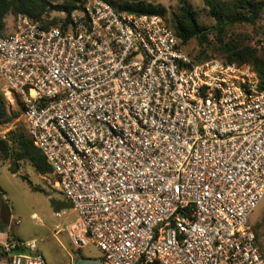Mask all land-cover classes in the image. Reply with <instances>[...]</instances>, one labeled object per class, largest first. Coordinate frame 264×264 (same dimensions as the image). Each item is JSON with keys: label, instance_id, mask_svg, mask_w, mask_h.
<instances>
[{"label": "built area", "instance_id": "built-area-1", "mask_svg": "<svg viewBox=\"0 0 264 264\" xmlns=\"http://www.w3.org/2000/svg\"><path fill=\"white\" fill-rule=\"evenodd\" d=\"M160 15L87 0L65 27L27 14L0 35L4 95L99 264H264V91L247 64L196 61ZM264 46V36L260 40ZM71 258L69 264H75ZM49 264L0 239V264Z\"/></svg>", "mask_w": 264, "mask_h": 264}, {"label": "rangeland", "instance_id": "rangeland-1", "mask_svg": "<svg viewBox=\"0 0 264 264\" xmlns=\"http://www.w3.org/2000/svg\"><path fill=\"white\" fill-rule=\"evenodd\" d=\"M87 1V0H86ZM166 8L165 19L172 24L176 18L182 0H152ZM197 12L200 24L207 28L215 25V19L209 15L205 0H186ZM229 4L232 0H217ZM260 1V0H256ZM230 5V4H229ZM227 5V6H229ZM61 12L50 13L48 19L58 22L64 18ZM14 15L6 16L5 32L13 31ZM264 36V11L255 25L236 24L226 33L227 39L236 38L240 43L249 44L258 49L264 57V48L260 40ZM214 43V36H210ZM199 45L193 39L185 47L186 51H196ZM217 55H220L214 50ZM7 82L0 77V92L4 94ZM5 96V95H4ZM10 111L14 114L20 108L17 99L5 96ZM28 133V124L21 115L10 123L0 121V138H7L12 132ZM10 162L0 160V238L37 240L38 250L49 264H69L71 258H100L101 251L93 245L77 250L65 231V226L75 219L76 212L64 201L61 191L54 186L52 174H40L28 161L21 162L20 169L13 174L9 171ZM26 177L37 188L22 179ZM37 216L36 218L35 215ZM250 223L258 234V242L264 255V199L251 214ZM5 264V263H1Z\"/></svg>", "mask_w": 264, "mask_h": 264}, {"label": "trees", "instance_id": "trees-1", "mask_svg": "<svg viewBox=\"0 0 264 264\" xmlns=\"http://www.w3.org/2000/svg\"><path fill=\"white\" fill-rule=\"evenodd\" d=\"M119 10L133 14H148L165 16L166 8L161 4H155L152 0H104ZM209 9V15L215 19V25L207 28L200 24L197 12L192 4L182 0L178 8L176 18L171 26L180 39V44L185 47L193 39L198 42L196 51H186L196 61L203 62L211 59H221L226 63L247 64L257 74L259 88L264 91V57L259 54L257 48L240 43L236 38L227 39L228 29L236 24L255 25L264 11V0H232L224 4L217 0H205ZM86 0H0V35L5 33L7 24L6 16L19 13L27 14L33 21L40 22L44 27H65L71 21L75 12L82 11ZM229 5V6H227ZM61 12L65 16L58 24L49 20L50 13ZM215 40L211 42L210 36ZM264 48V46H260ZM216 50L220 55L215 53ZM19 110L16 113L10 111L6 98L0 92V121L10 123L23 115V104L16 96ZM0 160L10 162L9 171L13 174L20 169L21 162L28 161L36 172L51 174L52 170L45 156L34 145L28 133L23 131L12 132L7 138H0ZM34 191H38L32 182L22 177ZM255 230V229H254ZM257 239L258 234L255 231ZM259 241V240H258Z\"/></svg>", "mask_w": 264, "mask_h": 264}, {"label": "water", "instance_id": "water-1", "mask_svg": "<svg viewBox=\"0 0 264 264\" xmlns=\"http://www.w3.org/2000/svg\"><path fill=\"white\" fill-rule=\"evenodd\" d=\"M75 264H99L97 259L80 258L77 259Z\"/></svg>", "mask_w": 264, "mask_h": 264}, {"label": "crops", "instance_id": "crops-1", "mask_svg": "<svg viewBox=\"0 0 264 264\" xmlns=\"http://www.w3.org/2000/svg\"><path fill=\"white\" fill-rule=\"evenodd\" d=\"M0 239H3V238H0ZM88 259H90V258H88ZM92 259H94V258H92ZM75 260H77V258H75Z\"/></svg>", "mask_w": 264, "mask_h": 264}, {"label": "bare ground", "instance_id": "bare-ground-1", "mask_svg": "<svg viewBox=\"0 0 264 264\" xmlns=\"http://www.w3.org/2000/svg\"><path fill=\"white\" fill-rule=\"evenodd\" d=\"M35 215V214H34ZM37 216L35 215V217L34 218H36Z\"/></svg>", "mask_w": 264, "mask_h": 264}]
</instances>
